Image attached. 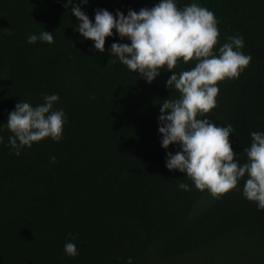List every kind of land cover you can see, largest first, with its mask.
Here are the masks:
<instances>
[{
    "label": "trees",
    "instance_id": "trees-1",
    "mask_svg": "<svg viewBox=\"0 0 264 264\" xmlns=\"http://www.w3.org/2000/svg\"><path fill=\"white\" fill-rule=\"evenodd\" d=\"M212 11L219 48L240 36L252 60L238 78L218 84L206 116L232 125L230 142L241 166L252 132L264 133V0H174ZM67 0H0V264H264V210L236 189L214 198L178 170L166 167L160 106L180 94L167 87V69L148 83L111 55L126 43L113 30L99 53L76 27ZM78 0H73V6ZM160 0H88L80 5L95 23L97 10L151 9ZM46 31L51 44L27 43ZM112 60V61H111ZM111 61V62H110ZM196 61H180L179 74ZM58 95L65 113L59 142L45 138L15 154L9 114ZM55 157V163L52 158ZM189 187L184 191L178 184ZM66 242L78 255L68 256Z\"/></svg>",
    "mask_w": 264,
    "mask_h": 264
},
{
    "label": "clouds",
    "instance_id": "clouds-1",
    "mask_svg": "<svg viewBox=\"0 0 264 264\" xmlns=\"http://www.w3.org/2000/svg\"><path fill=\"white\" fill-rule=\"evenodd\" d=\"M87 2L78 0L73 6V0H67L65 7L71 5L72 16L79 21L75 30L94 42L96 51L104 53L106 38L112 37L115 30L121 40H130V45L113 43L111 55L132 73H139L149 84L165 68L172 73L167 87L177 91L180 98L163 100L159 116L162 147L178 146L175 154L167 153V169L186 173L196 189L207 190L214 198L233 191L247 176L243 195L264 210V133H251V146L243 150L248 162L241 166L230 142L232 125L218 127L208 119L198 118L216 107L218 84L238 78L249 66L252 57L239 51L244 47L243 38L228 37L230 42L219 48L218 55L214 54L220 35L216 17L196 3L181 9L174 0H160L151 9L129 10L127 16L119 10L115 16L108 10H97L93 24L80 6ZM38 40L51 44L54 36L43 30L39 36L30 35L27 43ZM180 61H196L195 67L177 74L174 69ZM43 99L44 103L36 107L19 102L9 114L7 127L13 135L8 142L17 156L34 142L45 138L59 142L62 138L65 113L53 110L59 96L45 95ZM178 187L189 190L184 183ZM64 251L70 257L78 255L72 242L65 243ZM128 264H132L131 260Z\"/></svg>",
    "mask_w": 264,
    "mask_h": 264
}]
</instances>
